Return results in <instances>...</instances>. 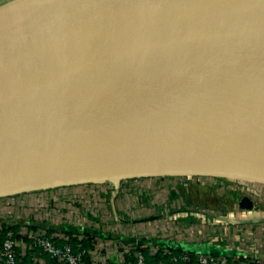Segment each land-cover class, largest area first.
<instances>
[{
	"label": "water",
	"instance_id": "1",
	"mask_svg": "<svg viewBox=\"0 0 264 264\" xmlns=\"http://www.w3.org/2000/svg\"><path fill=\"white\" fill-rule=\"evenodd\" d=\"M247 46L259 48L252 59L264 57V0H30L0 22V149L72 118L94 127L100 110L147 98L181 73ZM182 155V166L113 159L114 166L77 171L37 157L42 173L0 186V196L166 174L264 183V162ZM19 159L5 157L0 165L21 166ZM109 160L92 156L87 165Z\"/></svg>",
	"mask_w": 264,
	"mask_h": 264
},
{
	"label": "bare ground",
	"instance_id": "2",
	"mask_svg": "<svg viewBox=\"0 0 264 264\" xmlns=\"http://www.w3.org/2000/svg\"><path fill=\"white\" fill-rule=\"evenodd\" d=\"M28 2L0 6V22ZM258 50L241 47L181 73L147 98L127 100L134 101L133 106L118 102L100 110L94 127L86 120L75 123L82 118L68 119L9 145L0 157L20 150L39 155L38 143L75 140L76 153L129 163L182 166L188 163L182 152L191 160L221 156L264 162V57L252 59ZM20 165H0V186L42 173L40 165Z\"/></svg>",
	"mask_w": 264,
	"mask_h": 264
},
{
	"label": "rangeland",
	"instance_id": "3",
	"mask_svg": "<svg viewBox=\"0 0 264 264\" xmlns=\"http://www.w3.org/2000/svg\"><path fill=\"white\" fill-rule=\"evenodd\" d=\"M75 143V140L38 143L36 151L47 159H60L62 165L57 167H67L70 171L101 169L117 164L112 159L107 163L100 161L97 166H89L87 164L92 160V155L76 153L79 152V147ZM4 149H0V156H3ZM24 151L9 156L25 161V166L32 163L36 165L35 159L39 155L30 151L28 156ZM23 155L28 157H21ZM4 158L0 157V160ZM114 184L118 186L116 193L110 191ZM255 185L257 184L253 182L217 175L166 174L49 186L0 196V226L6 220L37 221L42 223L41 227L44 229L47 224H71L75 227L91 225L110 236L107 240L109 245L118 244L120 238L125 236L182 241L193 233L202 235V238H212L219 233L221 237L222 234H228L225 243L231 245L234 234L224 227L233 225L248 239L241 242L247 246L246 249L258 251L264 250V225L259 227L251 224V228L244 227L243 223L250 222H233L232 219L233 212L251 211L264 206L261 192ZM104 195L109 196V200L112 199L113 209L107 204L108 200H105ZM132 203L136 209L131 208ZM130 211L137 214V217L132 216ZM118 212L122 213L120 221L113 218V213L119 215ZM88 214L91 218L98 217V220L89 218ZM185 215L197 216L199 222L186 224L182 220ZM115 224L118 226L114 227ZM120 245L122 249H132L130 244Z\"/></svg>",
	"mask_w": 264,
	"mask_h": 264
},
{
	"label": "crops",
	"instance_id": "4",
	"mask_svg": "<svg viewBox=\"0 0 264 264\" xmlns=\"http://www.w3.org/2000/svg\"><path fill=\"white\" fill-rule=\"evenodd\" d=\"M9 1L12 0H0V5H3ZM131 178V177H128ZM107 181V180H105ZM111 181V180H108ZM113 183V182H112ZM256 183L257 185H255L254 187L259 190L260 196H262V199L264 200V183H259V182H253ZM117 188L118 186H116L115 184L112 185V189L110 190L111 192H117ZM110 192V193H111ZM106 193V192H105ZM105 200L107 199L108 202L107 204L109 205V207H111V205H113L112 203V199L109 200V196L104 195ZM13 199V198H11ZM10 199V200H11ZM113 209V207H111ZM136 209V206L134 205V203H132V207ZM126 211V210H124ZM137 212V210H135ZM119 215H117L116 213H113L114 215V219H118L119 221L121 220L122 217V213L118 212ZM126 213V212H125ZM131 215L134 217H137V214H133L130 211ZM233 212V222L237 221V222H250L249 224L243 223L242 226L244 227H250L251 224H256L259 227L264 225V206L260 207V209H253L251 211H245V212ZM87 214V213H86ZM89 218H91L92 216H90L89 214L87 215ZM169 216V215H168ZM154 218V216H152ZM91 219H95L98 220V217H93ZM182 220L184 223L188 224L189 222H199V219L197 218V216H191L188 217L187 215L182 216ZM203 220V219H202ZM201 220V221H202ZM256 220H260V222H256ZM133 222V221H131ZM2 225L5 226H12V227H16V231L18 233H20L21 235H25L27 238V234L31 233V232H36L38 231H42L44 232L46 235L48 236H53L56 237L57 241L61 240V241H66V239H68V233H72L73 236H76L79 240L86 237L87 235L92 236V248L88 249L91 252V256H95L96 259L95 261L92 260V262L94 264H100V261L98 260V258L100 257H108L110 258V262H117V263H123L124 262V255L132 250H134L136 248L137 245L141 244V247H147L149 250L150 254H153L156 252V250L158 248L164 247V246H179L183 251H187V250H193L196 253L198 252H202V253H210L213 255H226L228 256L233 262H240V257H260V258H264V250L259 249L258 251L253 249H246V245L241 243L244 241H248V239H246L240 232V230H236L235 226H226L224 227V229H227V231H232V234H234V238H233V243L230 245L226 244L225 242H227V238H225L228 234H222V237L220 236L221 234L216 233L214 234L212 238H202V235H198L197 233H193L191 236H189V238H187V240H172L171 238H157V237H140V238H132L131 236H125L120 238V240L123 242L122 243H126V244H130L132 249H122V246L120 244L121 241H118V244H114V245H109L107 243V240L110 236H108L107 234H105L104 232H102L99 228H94L91 225L88 226H73L71 224H47L48 226L45 227H41L42 223H38L37 221H29V220H19V221H14V222H9V220H6L4 222V224L2 223ZM249 225V226H247ZM118 225L115 224L114 227H117ZM251 228V227H250ZM258 229V228H257ZM48 231H51L50 234H48ZM221 233V232H220ZM118 237V236H116ZM121 237V236H119ZM99 239V240H98ZM102 240V241H101ZM238 244V245H237ZM23 245V242L21 244V246ZM125 246V245H124ZM123 246V247H124ZM135 246V247H134ZM253 251V252H251ZM95 254V255H94ZM128 264V263H127Z\"/></svg>",
	"mask_w": 264,
	"mask_h": 264
},
{
	"label": "built area",
	"instance_id": "5",
	"mask_svg": "<svg viewBox=\"0 0 264 264\" xmlns=\"http://www.w3.org/2000/svg\"><path fill=\"white\" fill-rule=\"evenodd\" d=\"M11 226H3L1 224L0 231L4 228L5 234L0 239V264H17L22 262L21 259L26 254L30 255V259L22 264H48L46 257L52 264H94L96 255L91 256L89 250L74 252L72 246L67 242L62 245L58 244L56 237L48 236L42 231L31 232L21 235L17 231L10 228ZM19 235V237H15ZM23 242V245L21 246ZM19 247V250L18 248ZM34 250H37V254ZM133 262L128 264H190L191 256L188 251H183L179 256L173 257L170 262H147L143 253L136 248L132 251ZM128 252V253H130ZM87 255V258H86ZM100 264H109L110 258H98ZM195 260L198 264H232L233 261L226 255H213L210 253H195ZM238 264H264V258L251 257L240 260Z\"/></svg>",
	"mask_w": 264,
	"mask_h": 264
},
{
	"label": "trees",
	"instance_id": "6",
	"mask_svg": "<svg viewBox=\"0 0 264 264\" xmlns=\"http://www.w3.org/2000/svg\"><path fill=\"white\" fill-rule=\"evenodd\" d=\"M11 229H13L14 231H16V227H10ZM5 230L6 228L2 229L0 231V239H3L4 237V234H5ZM51 231H48V234H50ZM68 243L72 246V249L74 252H77V251H82V250H88V249H91L92 248V244H91V241H92V236H89L87 235L86 237L82 238V239H78L76 236H73L72 233H68ZM15 237H19V235L16 234ZM58 244L62 245L64 244L66 241H57ZM141 244L143 243H140L139 245L136 246V249L141 251L146 259L147 262H158V261H162L164 263L166 262H170L171 259L173 257H177L179 256L183 250L179 247V246H164V247H161V248H158L156 250L155 253L153 254H150L149 253V250L147 247H141ZM37 254V250H34ZM191 256V260H190V264H198L195 260V251L193 250H187ZM86 258H87V255H86ZM246 258H250L249 256L248 257H240V260H245ZM30 259V255L29 254H26L25 256L22 257L21 261L22 262H17V264H22L23 262H27L29 261ZM46 260H47V263L48 264H52V262L49 260L48 257H46ZM134 261V258L132 256V253H126L124 255V262L123 263H115V262H109V264H127L129 262H133ZM232 264H238V262H233Z\"/></svg>",
	"mask_w": 264,
	"mask_h": 264
}]
</instances>
